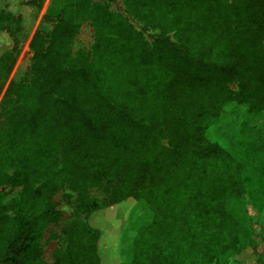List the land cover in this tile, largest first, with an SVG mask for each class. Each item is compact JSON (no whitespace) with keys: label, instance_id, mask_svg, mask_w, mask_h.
<instances>
[{"label":"trees","instance_id":"trees-1","mask_svg":"<svg viewBox=\"0 0 264 264\" xmlns=\"http://www.w3.org/2000/svg\"><path fill=\"white\" fill-rule=\"evenodd\" d=\"M41 4L14 0L0 10V33L13 41L0 56L1 83L13 39ZM123 5L156 32L151 42L105 5L65 0L38 24L28 71L4 92L0 188L20 191L10 199L0 191V264H47L43 238L60 222L53 197L63 189L75 195L74 211L50 234L59 244L52 264H246L255 240L264 246V126L238 111L264 112V0ZM84 22L93 45L73 53ZM241 196L258 223L239 222L231 206ZM130 202L150 217L115 263ZM256 263L264 264V248Z\"/></svg>","mask_w":264,"mask_h":264},{"label":"rangeland","instance_id":"rangeland-1","mask_svg":"<svg viewBox=\"0 0 264 264\" xmlns=\"http://www.w3.org/2000/svg\"><path fill=\"white\" fill-rule=\"evenodd\" d=\"M13 1L14 0H0V10L4 9L6 5L11 4ZM92 3H100L102 5H105L109 11L118 13L125 17L128 23L136 31L141 32L143 37L148 42H151L153 36L156 34L155 31L143 29L141 23L137 22L131 16L126 14L123 0H92ZM64 4L65 0H42V4L38 13H36V15L34 16H27L28 18H25L23 29L13 39L14 43H16L17 49L14 55L15 59L13 65L4 82L1 83L0 81V112L2 109V98L6 88L11 82H19L20 80H22L29 69L31 60L29 43L35 32V29L37 28L38 24L44 20L46 15H49L51 18H53V16H55L61 10ZM48 25L51 26L50 23ZM12 42L13 41L8 37L7 34L0 33V56L10 51V47L13 45ZM93 42L94 30L88 22H84L80 26L79 31L73 40L72 51L73 53H76L79 50L89 52L93 45ZM231 88L235 89V86L231 85ZM231 109V107L226 108L221 116L220 125L209 130L208 136L210 138L218 135L220 127L227 121ZM238 111L245 116L249 125L256 127L264 126V112L259 114H251L241 107H239ZM0 191L5 195L6 199H10L20 191V188L5 186L1 187ZM66 195H71V200H65L64 197ZM88 195L99 201L104 198L103 192L98 189L88 190ZM74 199L75 195L67 189H63L53 197V201L56 204V209L60 213V222L57 225L50 226L44 234L43 259L47 264L53 263V252L57 247H59V244L56 240L49 239L50 234L53 233L58 235L66 222L71 218L74 211ZM231 207L237 214L240 223L245 216H252L256 223L259 222V220L257 221L258 218L256 211L246 203L245 196L238 197V199H236L232 203ZM98 214L102 216V214ZM120 217L122 223L121 225H119L118 231L115 232L116 237L118 235L116 239L118 240V245L115 247L113 246L112 253L113 262L115 263H117L119 260H122L124 258L123 256H127L134 231L139 225L147 222L150 215L143 203L134 204V202H130L128 205L121 209ZM254 247L255 249L253 250V252L250 251V253L248 254L246 264H257L256 256L261 253L264 248L263 243H261L258 239L255 240Z\"/></svg>","mask_w":264,"mask_h":264}]
</instances>
